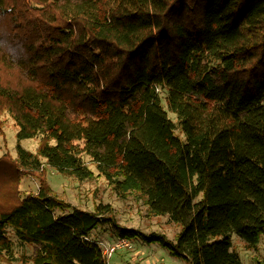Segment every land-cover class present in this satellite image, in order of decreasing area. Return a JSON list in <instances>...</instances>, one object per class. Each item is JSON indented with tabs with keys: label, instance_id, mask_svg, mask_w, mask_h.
Wrapping results in <instances>:
<instances>
[{
	"label": "trees",
	"instance_id": "obj_1",
	"mask_svg": "<svg viewBox=\"0 0 264 264\" xmlns=\"http://www.w3.org/2000/svg\"><path fill=\"white\" fill-rule=\"evenodd\" d=\"M4 113L38 147L0 156V264L9 229L38 246L31 264H109L92 237L103 225L186 264H243L232 235H264V0H0V129ZM46 165L102 176L181 228L75 207Z\"/></svg>",
	"mask_w": 264,
	"mask_h": 264
},
{
	"label": "rangeland",
	"instance_id": "obj_2",
	"mask_svg": "<svg viewBox=\"0 0 264 264\" xmlns=\"http://www.w3.org/2000/svg\"><path fill=\"white\" fill-rule=\"evenodd\" d=\"M160 94L165 98L167 91L160 89ZM169 115L176 120L174 113L169 112ZM1 118L3 119V128L0 129V156L6 152L16 156L18 145L36 151L37 138L19 140L18 126L14 119L8 113H4ZM86 159L89 158L86 157ZM45 167L46 180L52 190L75 207L93 210L97 203L109 204L112 207V216L120 225L137 228L144 233L163 232L169 238H173L181 228L178 223L170 219L168 214H151L146 204L135 193H129L126 196L117 194L102 176L79 180L73 176L63 175L49 165ZM39 185L40 182L35 176H23L22 194L36 193ZM8 233L13 241L14 251V259L10 264H22L25 260H28L27 264H31V257L35 254L38 246L21 240L13 229H9ZM92 237L103 250L113 245L116 246L120 240L110 225L96 228L92 232ZM232 243L243 264H256L258 259L264 257V235L255 246H249L236 234L232 235ZM109 264H186V262L171 255L166 248L157 243H146L140 239H134L130 240L128 245L120 244L110 256Z\"/></svg>",
	"mask_w": 264,
	"mask_h": 264
},
{
	"label": "built area",
	"instance_id": "obj_3",
	"mask_svg": "<svg viewBox=\"0 0 264 264\" xmlns=\"http://www.w3.org/2000/svg\"><path fill=\"white\" fill-rule=\"evenodd\" d=\"M130 239L128 238H120L119 240V244H117L116 246L113 245L111 247H107L105 250H103V252L105 253V255L107 256V259L109 261L110 256L113 254V252L119 247L120 244H126L128 245ZM100 245V244H99ZM103 249V248H102Z\"/></svg>",
	"mask_w": 264,
	"mask_h": 264
}]
</instances>
